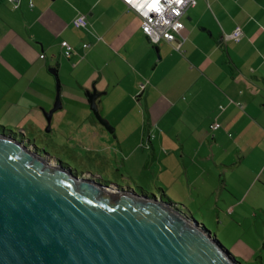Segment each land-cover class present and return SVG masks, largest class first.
I'll list each match as a JSON object with an SVG mask.
<instances>
[{
    "label": "crops",
    "instance_id": "1",
    "mask_svg": "<svg viewBox=\"0 0 264 264\" xmlns=\"http://www.w3.org/2000/svg\"><path fill=\"white\" fill-rule=\"evenodd\" d=\"M183 22L176 46H155L123 0H0V116L44 131L59 87L50 132L149 150L141 164L168 195L225 228L242 263L264 264V0H197Z\"/></svg>",
    "mask_w": 264,
    "mask_h": 264
},
{
    "label": "water",
    "instance_id": "2",
    "mask_svg": "<svg viewBox=\"0 0 264 264\" xmlns=\"http://www.w3.org/2000/svg\"><path fill=\"white\" fill-rule=\"evenodd\" d=\"M61 107L58 87L47 131ZM90 176L0 133V264H242L170 203Z\"/></svg>",
    "mask_w": 264,
    "mask_h": 264
},
{
    "label": "rangeland",
    "instance_id": "3",
    "mask_svg": "<svg viewBox=\"0 0 264 264\" xmlns=\"http://www.w3.org/2000/svg\"><path fill=\"white\" fill-rule=\"evenodd\" d=\"M58 119L59 118H57V121ZM7 120L8 119L0 116V126H2V128L0 127V133H10V131H12L17 136L23 133L25 138L34 139L38 142L36 144L41 152L50 154L53 160H55L54 158H58L64 162L66 166L72 167L77 171L129 187L138 192H142L141 188H143L144 191L146 190L151 194H155L159 198L162 196V193L158 188L166 190L164 188V183L156 178L157 175L154 173V169H147L141 164L150 152L147 149H145V154H143L144 152L140 149L133 157H128L127 155L119 153L117 149L112 147L101 149L98 145L99 141L97 138H92L91 133H88L90 131L86 133L85 138L87 141L83 142L84 145H80L78 139L74 137L75 132L73 128L64 126L60 130L52 133L47 131V127H45L44 131L41 132L24 133L21 131L23 127H18L14 124L9 125ZM47 136L50 137V139ZM45 137V143H43L42 140ZM29 148L34 150L31 146H29ZM99 152L101 156H97ZM157 183L161 185H157ZM168 194H171L170 189L166 190L165 198H171L173 202L177 204H184L183 197L176 195L171 196ZM191 208L193 211V218L200 223H204L209 231L217 235V239L221 242L222 246L229 250L238 261H241L240 256L232 249L226 236H224L225 228L217 227L205 217L203 212L197 211L194 207ZM242 264L248 263L245 261V263L243 262Z\"/></svg>",
    "mask_w": 264,
    "mask_h": 264
},
{
    "label": "built area",
    "instance_id": "4",
    "mask_svg": "<svg viewBox=\"0 0 264 264\" xmlns=\"http://www.w3.org/2000/svg\"><path fill=\"white\" fill-rule=\"evenodd\" d=\"M123 2L141 17L142 29L153 45L168 42L176 46V35L186 31L183 16L189 8L196 5L197 0H123ZM73 24L77 28L86 27L88 20L84 15H80L74 19ZM243 34L242 28L237 27L232 36L239 41ZM62 46L65 56L70 58L74 53L73 46L66 40L62 42ZM88 46L89 44L84 45L85 48ZM218 126L215 125L216 128Z\"/></svg>",
    "mask_w": 264,
    "mask_h": 264
},
{
    "label": "trees",
    "instance_id": "5",
    "mask_svg": "<svg viewBox=\"0 0 264 264\" xmlns=\"http://www.w3.org/2000/svg\"><path fill=\"white\" fill-rule=\"evenodd\" d=\"M2 128V126H0ZM4 129V127H3ZM3 134H9V135H12L14 136L15 138L19 139V140H22L24 141V143L28 146H31L37 153H39L40 155L42 156H45V157H49V158H53L51 156H49L47 153H44V152H41L40 149L38 148V145L36 143H38L36 140L34 139H27L25 138L24 134L22 133L20 136H17L16 134H14L12 131H10V133H6V132H3ZM20 137V138H19ZM43 143H45V138H43ZM57 162L61 163L64 167H66L67 169H69L71 172H73L74 174H77L78 175V171H76L75 169H73L72 167H69V166H66V164L64 162H62L61 160H59L58 158H54ZM90 177H93V176H90ZM94 178H97V177H94ZM101 181L102 183L106 184L104 181L102 180H99ZM106 185H110V186H113V187H119V188H123V187H120V186H115L114 184H106ZM141 188V187H140ZM126 190L128 191H133L132 189H130L129 187H126L125 188ZM142 189V192H139L143 195H147L149 197H155L156 195L155 194H151L149 192H147L146 190L144 191L143 188ZM162 196L160 197L161 199H163L164 201H166L167 203H170L174 208L182 211L184 214H186L187 216H190V217H194L193 214L189 212V210L184 206V205H181V204H177L175 202H173V200L171 198H165L166 195L165 193L161 194ZM204 224V223H202ZM205 225V224H204ZM206 227V225H205ZM207 228V227H206Z\"/></svg>",
    "mask_w": 264,
    "mask_h": 264
}]
</instances>
